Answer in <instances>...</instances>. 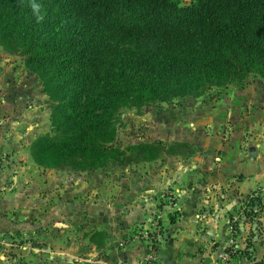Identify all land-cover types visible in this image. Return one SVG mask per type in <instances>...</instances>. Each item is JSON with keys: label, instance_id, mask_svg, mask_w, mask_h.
<instances>
[{"label": "trees", "instance_id": "trees-1", "mask_svg": "<svg viewBox=\"0 0 264 264\" xmlns=\"http://www.w3.org/2000/svg\"><path fill=\"white\" fill-rule=\"evenodd\" d=\"M0 42L54 100V134L33 143V161L96 169L135 160L112 144L123 107L264 77V0H0ZM165 148L131 149L150 161Z\"/></svg>", "mask_w": 264, "mask_h": 264}, {"label": "rangeland", "instance_id": "rangeland-1", "mask_svg": "<svg viewBox=\"0 0 264 264\" xmlns=\"http://www.w3.org/2000/svg\"><path fill=\"white\" fill-rule=\"evenodd\" d=\"M175 1L186 5L191 0ZM53 105L54 100L40 76L26 65L23 55L12 51L9 45L0 44V146L6 141L16 144L13 145L16 148L0 147V264H23V251L13 249L36 235L35 225L34 229L22 225L26 220L32 223L37 220L36 207L31 212L25 211L24 203L36 205L37 196L42 193L49 205L64 202L66 198V193L55 186L58 182L47 187L44 181L42 187L37 188L36 175L60 174L62 179L65 176L71 179L74 185V177L96 175L100 178L101 174L110 173L111 182L117 188L121 187L120 183L132 187L139 183L138 175L149 172L145 166L152 160H146L144 155L147 154H136L131 148L155 141L164 142L167 149L154 151L153 161H163L164 173L171 177L169 184L159 188V201H169L175 207L185 195L183 190H187L190 195L195 194L197 208L204 193H210L211 197L206 199L216 209L222 194L237 190L236 182H241L247 174L237 168L236 160L252 161L254 166L248 176L258 178L246 198L228 213L235 227L230 228V237L222 248L232 239L235 264L241 258L250 264H264V77L250 73L236 80L215 81L187 95H169L123 107L114 114L112 144L135 160L122 164L111 160L96 169H88L87 163L79 157H74V166L62 169L43 168L33 161L30 155L33 143L40 136L54 134ZM181 142L187 145H175ZM14 153H21V158L13 159ZM62 179H59L61 183ZM71 193L73 197L69 198L73 201L80 198ZM29 195L33 197L31 201L26 200ZM61 209L46 218L45 239L59 230L49 227L51 222L57 221L60 227H66L60 223L74 222V214ZM8 219L17 223L13 230L6 227ZM146 236L150 244L155 243L157 230ZM51 258L45 256L43 264H50ZM29 263L36 264V260L32 258ZM56 263L69 264L60 258Z\"/></svg>", "mask_w": 264, "mask_h": 264}, {"label": "crops", "instance_id": "crops-1", "mask_svg": "<svg viewBox=\"0 0 264 264\" xmlns=\"http://www.w3.org/2000/svg\"><path fill=\"white\" fill-rule=\"evenodd\" d=\"M3 145L7 148L16 144L6 141L0 147L3 148ZM20 154L14 153L13 159L18 160ZM236 162L237 168L247 174L241 182H236L238 191L222 194V200L220 199L216 209L206 199L211 197L210 193H204L202 203L197 208L195 194L190 195L187 190H183L185 195L177 207L169 201L163 200L160 203L159 188L169 184L168 179L171 178L164 173L166 170L163 161L147 162L145 169L149 168V172L138 175L136 181L139 183L132 187L119 182L121 187L117 188L111 182L110 173H103L100 178L96 175L81 179L74 177L73 185L67 176L62 179L60 174L47 175L42 172L36 175L37 188L42 187L44 181L47 187L58 182L55 186L59 187L58 191L66 193V198L64 202H52L49 205L42 193L37 196L36 205L24 203L25 211L31 212L36 207L37 220L22 223L23 228L31 226L34 229L35 225L36 235L13 251H23V264H28L32 258L36 260V264H43L45 256L49 255L52 256L50 264H58L56 262L59 258L69 264H215L217 251L226 244L231 234L232 222L228 219V213L246 198L249 188H253L258 178L248 176L250 168L254 166L250 163L252 161L242 163L241 159H237ZM121 177L123 179L124 175ZM71 191L74 192V197L81 199L74 198L73 201L69 198L73 197ZM29 198L26 200L31 201L33 197L29 195ZM62 207L66 213L74 214V222L60 223L67 228L60 227L57 221L51 222L49 227L59 230L45 239L43 230L46 218L51 214H58ZM16 225L15 221L8 219L6 227L13 230ZM61 230L62 233L59 232ZM154 230H157L158 237L152 243L155 259L144 263V257L151 246L146 234H152ZM237 264L250 263L241 258L237 260Z\"/></svg>", "mask_w": 264, "mask_h": 264}, {"label": "built area", "instance_id": "built-area-1", "mask_svg": "<svg viewBox=\"0 0 264 264\" xmlns=\"http://www.w3.org/2000/svg\"><path fill=\"white\" fill-rule=\"evenodd\" d=\"M233 246V240H229V245L227 247H223L216 254L215 264H235V260L233 259V250L231 249ZM155 259V251L154 245L151 244L147 254L144 257V263L151 262Z\"/></svg>", "mask_w": 264, "mask_h": 264}]
</instances>
